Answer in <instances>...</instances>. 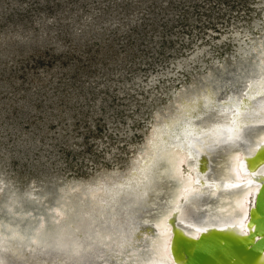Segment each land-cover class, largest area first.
<instances>
[{
    "label": "rangeland",
    "instance_id": "1",
    "mask_svg": "<svg viewBox=\"0 0 264 264\" xmlns=\"http://www.w3.org/2000/svg\"><path fill=\"white\" fill-rule=\"evenodd\" d=\"M263 40L264 0H0V206L41 210L77 185L54 230L85 237L156 126L233 91Z\"/></svg>",
    "mask_w": 264,
    "mask_h": 264
},
{
    "label": "bare ground",
    "instance_id": "2",
    "mask_svg": "<svg viewBox=\"0 0 264 264\" xmlns=\"http://www.w3.org/2000/svg\"><path fill=\"white\" fill-rule=\"evenodd\" d=\"M261 43L255 68L233 91L214 88L196 96L186 110L188 122L156 126L120 193L101 202L98 219L86 222L85 237L63 240L54 230L66 208L64 194L77 185L41 210L22 209L13 200L0 206V264H182L173 248L183 236L211 239L252 230L253 201L264 185V100L254 101L264 97ZM205 98L210 110L202 108ZM226 135L231 139L220 140L224 146L208 157L205 147ZM99 189L88 186L81 194L89 198ZM253 262L263 264L264 251Z\"/></svg>",
    "mask_w": 264,
    "mask_h": 264
},
{
    "label": "water",
    "instance_id": "3",
    "mask_svg": "<svg viewBox=\"0 0 264 264\" xmlns=\"http://www.w3.org/2000/svg\"><path fill=\"white\" fill-rule=\"evenodd\" d=\"M256 193L255 215L250 216L253 228L246 235L209 238L199 235L197 239L181 237L173 248L182 264H240L252 263L264 251V194ZM209 233V232H208ZM210 234V233H209ZM255 237V239H252ZM225 238V239H224ZM180 243L182 246H180ZM254 263V262H253ZM262 264V263H261ZM264 264V263H263Z\"/></svg>",
    "mask_w": 264,
    "mask_h": 264
},
{
    "label": "snow or ice",
    "instance_id": "4",
    "mask_svg": "<svg viewBox=\"0 0 264 264\" xmlns=\"http://www.w3.org/2000/svg\"><path fill=\"white\" fill-rule=\"evenodd\" d=\"M211 106H213V107H222V105H218V104H214V105H211ZM205 107L207 108V107H209V105L206 104ZM205 114L207 115L208 113H205ZM178 123H181L182 124L183 122L180 121ZM261 194H264V188L261 189Z\"/></svg>",
    "mask_w": 264,
    "mask_h": 264
}]
</instances>
